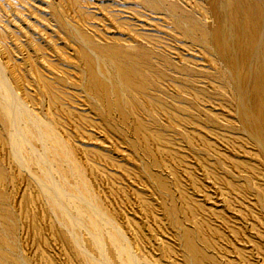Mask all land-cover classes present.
I'll return each mask as SVG.
<instances>
[{"label": "rangeland", "instance_id": "374dc122", "mask_svg": "<svg viewBox=\"0 0 264 264\" xmlns=\"http://www.w3.org/2000/svg\"><path fill=\"white\" fill-rule=\"evenodd\" d=\"M0 64V264H264V0H0Z\"/></svg>", "mask_w": 264, "mask_h": 264}, {"label": "bare ground", "instance_id": "6f19581e", "mask_svg": "<svg viewBox=\"0 0 264 264\" xmlns=\"http://www.w3.org/2000/svg\"><path fill=\"white\" fill-rule=\"evenodd\" d=\"M0 83L3 85V87H5V88H10L9 90L10 91H8L7 89V92L9 93V95H10V97H11V99L12 100H15V103L17 102L20 106L23 104L22 103V101L21 102H19V97L16 95V93L14 92H11V91H13V89L11 88V86H10V78H9V75L7 74V72H6V70H5V68H3V66L0 64ZM24 105V104H23ZM25 106V105H24ZM27 107H24V109H26Z\"/></svg>", "mask_w": 264, "mask_h": 264}]
</instances>
